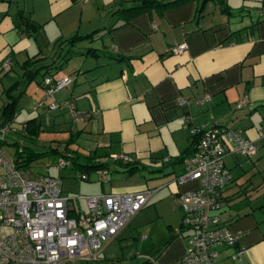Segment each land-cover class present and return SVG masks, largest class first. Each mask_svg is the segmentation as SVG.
I'll return each mask as SVG.
<instances>
[{"label":"crops","instance_id":"1","mask_svg":"<svg viewBox=\"0 0 264 264\" xmlns=\"http://www.w3.org/2000/svg\"><path fill=\"white\" fill-rule=\"evenodd\" d=\"M132 2L0 0L1 71L10 69V63L19 58L20 68H25L26 59H33L28 36L45 44L96 29L91 37L75 40L78 50H73L70 68L63 70L59 65L55 71L49 70L71 79L53 92L56 100H71L78 114L93 109L90 117L78 115L72 121L77 127L74 130L82 135L81 144L72 147L67 143L63 150L121 168L122 172L109 173L108 183L83 187L86 195L153 189L143 204L150 205L134 211L102 242L95 258L84 263L75 258L71 264H143L146 256L157 264H179L176 260L192 231L179 224L177 193L195 182L176 181L183 169L178 156L187 147L191 128L210 120L238 128L252 139L254 152L233 154V161L242 173L240 160L250 159L246 170L263 180L252 183L247 177L227 184L230 175L220 188V205L210 211L213 224H225L238 231L239 238L236 246H214L210 263H264V136L260 135L264 128V0H183L164 8L149 7L126 20L114 11ZM18 12L39 24L35 37L17 31L14 20ZM178 42L184 48L173 51L171 47ZM4 58L9 61L6 70L1 68ZM17 80L3 87L6 97L0 102L13 96V115L17 95L9 89ZM240 98L243 101L236 106ZM27 119L31 120L25 125ZM35 119H23L21 129L34 128ZM10 121L13 116L8 121L11 126ZM15 130L17 127L8 135L12 137ZM71 134L69 131L68 140L73 141ZM118 152L131 156V172H125L123 161L111 156ZM139 167L147 172L136 174ZM73 198L77 201L78 196L71 198L68 214L71 210L74 215L84 212L86 207L76 209L79 204ZM166 199L172 212L160 210ZM141 211L143 215L137 217ZM157 218L162 221L158 227L153 222ZM237 247L240 260L231 256Z\"/></svg>","mask_w":264,"mask_h":264},{"label":"built area","instance_id":"2","mask_svg":"<svg viewBox=\"0 0 264 264\" xmlns=\"http://www.w3.org/2000/svg\"><path fill=\"white\" fill-rule=\"evenodd\" d=\"M184 46L183 42H178L171 49L180 51ZM1 68H9L7 58L1 61ZM41 80L45 101L70 78L48 74ZM242 101L243 98L238 99L236 106ZM57 105L53 101L45 103L47 108ZM66 106L75 117L73 103L66 100ZM9 130L13 127L0 123V139ZM191 132L197 135L194 148L182 158L183 169L175 179L195 182L194 186L177 193L180 225L192 232L176 262L211 264L214 246H236L239 238L238 231L225 224H213L214 215L210 212L220 205V188L230 176L222 157L224 154H251L255 144L238 128H229L214 120L192 127ZM260 135L264 136V128ZM111 156L129 160L123 153H111ZM19 159L7 157L0 150V264H71L75 258L87 262L96 257L102 242L113 236L153 191L140 188L87 194L83 196L85 211L72 216L67 212L72 197L61 192L59 177L50 174L28 177L29 167L17 164ZM66 165H70L69 158L59 155L55 166ZM94 172L100 181L106 180V168L97 167ZM77 176L84 178L86 174L79 172ZM240 250L237 247L231 256L240 260L237 256ZM143 264L157 263L148 256Z\"/></svg>","mask_w":264,"mask_h":264},{"label":"rangeland","instance_id":"3","mask_svg":"<svg viewBox=\"0 0 264 264\" xmlns=\"http://www.w3.org/2000/svg\"><path fill=\"white\" fill-rule=\"evenodd\" d=\"M31 41V49L30 53H34L33 61L26 63V67H28V70H25L23 67L20 68L18 65V62L21 61L19 58L18 61H12L10 60L11 68L7 71H1L0 70V79L3 82V85L0 84V102L3 98L6 97L5 90L3 87H7L10 82H12L14 79H18L16 81L15 87L12 89H9L11 92H13V95L16 96V114L13 115V121L11 124V127H17V131H12V135H8L9 131H6L3 135V140H0V150L1 152L6 155L7 157H13V151L15 145L9 143L13 138L20 141H23L24 144L29 145L34 149V151H44L51 148H56V151L54 152H43L38 155H34L32 159L28 162L29 167V174L28 177H33L37 174H52L54 176L59 177L61 181V189L62 192H66V195L69 197H73L74 195H77V201L73 198L74 204L78 203L79 205H75L76 209L78 210H84L85 202L83 196L86 195L87 190L83 187L85 186H99V184L108 183L109 181H99L93 172V167H85V165H78L76 163H71L70 165H66L62 168H57L55 166V161L57 157L61 154L59 151H61L64 148L63 142L68 140L69 131H71V138H73V141H68V144L72 147L76 146V144H81L82 142V135H78L77 131H75V124L74 127L72 125V121L74 120L70 113L65 106L64 101L56 100L54 96H50L48 99L44 101V89L41 84V78L42 76L48 75L49 70H53L52 67L48 68L46 70L45 66H43L44 63L50 61V55L54 52H58L61 54H64V59L60 62L61 68L63 70H66V67L70 68L69 63L71 59H73L74 53H68L65 52L66 45L65 43L58 42L56 39L55 41H49L47 43H39L37 38L33 40L30 36L27 37ZM60 43V44H59ZM54 44V45H53ZM78 41L73 42L70 45V49L72 50H78ZM29 53V54H30ZM42 54H45L44 56H41ZM55 54V53H54ZM36 55V56H35ZM39 56V57H38ZM23 69V70H22ZM23 71V73L21 72ZM72 73V72H71ZM69 73V74H71ZM6 89V88H5ZM56 91V90H55ZM54 91V93H55ZM53 93V94H54ZM41 102V105L38 103ZM47 101H53L58 103V105L55 108H47L45 106V103ZM77 110V109H76ZM30 116H35V124L34 129H30L28 132H24V130L21 129V121L25 118H28ZM9 122V123H10ZM10 126V125H9ZM69 128V129H68ZM82 134V133H81ZM233 154H224L222 157V160L224 161V164L226 167H228L231 179L228 180L227 184H232L234 180L240 181L245 180L247 177H250L251 182L255 183L261 180V177L259 174L257 175H251L249 170L247 169V165L249 164L250 159H247L246 161L244 158L240 160L239 165L244 169L242 173H239L240 170H238V166L233 161ZM79 160L83 162H87L89 160L92 161L91 158H84L79 156ZM122 167L123 164H121ZM107 169L108 172L106 174V178L109 175V173H119L121 168H119L116 163H107ZM79 172H87L88 173V179H82L78 178L77 174ZM136 174L141 175L145 174L147 172L146 169H143V167H139L136 169ZM151 179V178H148ZM262 187H264V183L262 184ZM162 202L159 203V205ZM150 203L147 205H143L140 209H138L136 212L148 207ZM71 204L68 203L67 207L70 208ZM79 206V207H78ZM168 210L171 211V204L168 202V199H166V202L160 207V210ZM146 210V215H149V210ZM75 210H71L69 212V215L74 216ZM135 212V213H136ZM133 214V213H132ZM130 215V217L132 216ZM142 214L139 213L137 217H140ZM158 219V218H157ZM154 219L153 222H157V227L162 222L161 220ZM164 225V223H163ZM84 263V262H83Z\"/></svg>","mask_w":264,"mask_h":264},{"label":"trees","instance_id":"4","mask_svg":"<svg viewBox=\"0 0 264 264\" xmlns=\"http://www.w3.org/2000/svg\"><path fill=\"white\" fill-rule=\"evenodd\" d=\"M181 1H183V0H133V2L130 3L129 5H127V6L116 7L114 9V11L119 12L122 15L123 19L126 20L129 16H131L133 14H136V13H138L140 11H143V10L149 8V7L164 8V7H167V6H172V5L178 4ZM17 16H18V18H16L14 20L15 21L14 23H15L17 31L20 34L32 35L33 37H35V35L37 33V30H38V27H39V24H37L34 21H32L26 15H23L21 12H18ZM95 30L96 29L92 30L91 32H86V33H83V34L72 33L71 35H69L67 37L59 39L58 42L65 43V45H66L65 52L73 53L74 51L72 49H70V45L75 40H77L80 37H91V35L93 34V32ZM63 56H64V54L55 52L54 57L51 58L50 61L44 63L43 66H45L46 70H48V68L52 67L53 70H50V71L53 72L60 65V62L64 59ZM31 61H33V59L28 58V59H26L25 62H31ZM23 66L25 67L24 68L25 70H28V67H26L25 65H23ZM70 80H69L68 83H70ZM64 103H65V106H66V101H64ZM55 107H53V108H55ZM87 111H88V114H84ZM74 112H75V117H72L70 115L73 119L78 118L79 117L78 115H82V116H85V117H90V115L92 113L91 109H86V110L82 111L81 114H78L75 110H74ZM13 114H14V97L12 96V97H9V98L5 99L3 101V103L0 105V123L1 124L2 123H8V121L12 118ZM30 120L31 119H27L25 121V125H27V123ZM29 130L30 129H28V131ZM28 131L26 129H24V132H28ZM196 138H197L196 133H192V135H191V137L189 139V142L187 144L186 149L183 151V153H181L180 156H178V158L180 160H182V158L186 154H188L191 150H193ZM0 140H3V138L0 139ZM68 141L69 140H66V141L63 142L64 148H66V145H67ZM9 143L15 145L14 151H13V158L16 159V158L19 157L20 158L19 159V163H17V164H20L22 166H28L29 165L28 164L29 160L32 159L34 155H38V154L43 153V152H54V151H56V148H54V147L53 148L49 147L48 149H46L44 151H34V149L32 147H30L27 144H24L23 141L19 142L18 140L14 139V138ZM59 153H61L60 155L67 156L69 158V160H70V164L77 162L76 164H78V165H81V166L85 165V167H88V168L93 167L94 169L97 168V167H104V168H106V174L108 172L107 163H105L103 161H98V160L90 161L89 160L87 162H83V161L79 160V158H78L79 156L77 154H68L63 149L61 151H59ZM118 153L126 154L129 157V160H124V159H122L120 157H114V158L116 160L118 159V160L123 161L122 162L124 164L123 170L125 172H131L132 168L134 167V164L132 162L131 156L129 154L125 153V152H118ZM94 169H93V172H94ZM84 173L86 174V177H84L82 179L88 178V173L87 172H84ZM95 175H96L97 179L100 181V179L98 178L96 173H95ZM78 178H81V177H78ZM179 224H180V221H179ZM168 238L169 237H167L165 240H167ZM147 257L148 256L144 257V259L142 261L144 262L145 260H147ZM83 262H85V261H83Z\"/></svg>","mask_w":264,"mask_h":264}]
</instances>
